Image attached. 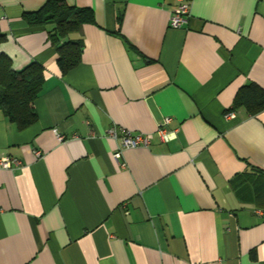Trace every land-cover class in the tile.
Wrapping results in <instances>:
<instances>
[{
  "label": "crops",
  "instance_id": "obj_1",
  "mask_svg": "<svg viewBox=\"0 0 264 264\" xmlns=\"http://www.w3.org/2000/svg\"><path fill=\"white\" fill-rule=\"evenodd\" d=\"M46 1L0 0V54L45 75L35 124L0 111V159L20 162L0 168V264H264V110L233 107L264 90V0H188L178 29L177 0H65L95 19L66 75L52 26L22 19ZM112 125L152 143L121 149Z\"/></svg>",
  "mask_w": 264,
  "mask_h": 264
},
{
  "label": "trees",
  "instance_id": "obj_2",
  "mask_svg": "<svg viewBox=\"0 0 264 264\" xmlns=\"http://www.w3.org/2000/svg\"><path fill=\"white\" fill-rule=\"evenodd\" d=\"M22 19L31 28L52 26L48 40L56 48V64L62 75L79 65L83 42L78 34L83 25L95 23L90 8L76 7L65 0H47L39 9L23 12ZM4 38L0 33V43ZM44 79V68L40 64L31 62L15 70L11 60L0 54V111L18 130L36 123L33 103L40 96ZM233 105L255 115L264 110V90L249 84L238 91Z\"/></svg>",
  "mask_w": 264,
  "mask_h": 264
},
{
  "label": "built area",
  "instance_id": "obj_3",
  "mask_svg": "<svg viewBox=\"0 0 264 264\" xmlns=\"http://www.w3.org/2000/svg\"><path fill=\"white\" fill-rule=\"evenodd\" d=\"M178 4L174 7L170 19L169 26L173 29L181 28L185 23L189 15L190 3L188 0H177ZM227 118H233V113H228ZM170 119L165 118L162 125L156 130V134L159 140L163 143H167L176 137V131H167L165 127L169 124ZM56 140L58 142H63L65 137L60 134L56 129L52 130ZM121 133L120 137V148L121 149H133L138 147L148 148L153 140V135L151 134H140L132 133L130 131L120 130L115 125H112L108 131L107 135L112 139L118 138V133ZM36 157H41L40 151H34ZM120 156V150L114 154V157ZM20 166V162L17 159L10 157H3L0 159V168L1 169H14Z\"/></svg>",
  "mask_w": 264,
  "mask_h": 264
}]
</instances>
